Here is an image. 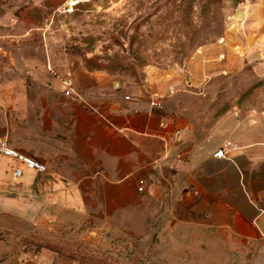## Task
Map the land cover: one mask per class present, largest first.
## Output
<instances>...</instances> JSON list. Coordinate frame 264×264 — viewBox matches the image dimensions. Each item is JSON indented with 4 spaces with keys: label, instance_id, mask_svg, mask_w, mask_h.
Here are the masks:
<instances>
[{
    "label": "crops",
    "instance_id": "0c3cea01",
    "mask_svg": "<svg viewBox=\"0 0 264 264\" xmlns=\"http://www.w3.org/2000/svg\"><path fill=\"white\" fill-rule=\"evenodd\" d=\"M255 14L250 20L245 10L241 26L251 33L243 43L259 49L264 7ZM230 56L222 46L195 60ZM78 59L50 58L31 92L0 77V142L46 166L40 172L0 154V203L15 204L17 215L37 225L51 218L117 229L140 222L136 215L143 213L171 222L163 252L176 256L171 262L189 254L195 261L203 256L202 264H264V112L200 113L191 101L211 90L196 87L208 70L166 76L149 90L163 97L161 107H152L141 86L88 70ZM177 130L188 146L184 162L174 157ZM227 142L237 148L215 157ZM16 167L23 170L19 179L13 178ZM140 178L147 180L144 192L137 188ZM203 214L222 218L201 223ZM42 256L39 264H59Z\"/></svg>",
    "mask_w": 264,
    "mask_h": 264
},
{
    "label": "rangeland",
    "instance_id": "374dc122",
    "mask_svg": "<svg viewBox=\"0 0 264 264\" xmlns=\"http://www.w3.org/2000/svg\"><path fill=\"white\" fill-rule=\"evenodd\" d=\"M257 7L264 0H0V77L23 82L17 89L31 92L50 58L74 56L86 69L129 80L142 87L141 97L152 98L150 88L166 76L208 70L196 87L211 90L191 101L200 113L264 112V46L243 43L251 33L241 26L245 17L235 16L242 9L254 20ZM222 46L229 59L196 62L198 53ZM17 209L0 203V264H39L44 252L46 262L59 264L203 263V256L195 261L189 254L171 262L176 256L163 253L171 222L143 213L136 215L140 222L116 229L51 218L37 225ZM221 218L199 216L209 224Z\"/></svg>",
    "mask_w": 264,
    "mask_h": 264
},
{
    "label": "built area",
    "instance_id": "2783aa9c",
    "mask_svg": "<svg viewBox=\"0 0 264 264\" xmlns=\"http://www.w3.org/2000/svg\"><path fill=\"white\" fill-rule=\"evenodd\" d=\"M172 93V90L170 91ZM67 95L70 94L69 91H65ZM125 99H130V96H126ZM163 97L153 95L150 101L152 107H161ZM180 131L177 130L174 132L175 142H174V157L177 162H184L188 155V146L184 143L180 136ZM231 146L232 148H237L236 144L227 142L222 147H220L214 154L215 157L225 158L226 157V148ZM0 154L8 157H12L22 164H24L27 168L38 170L40 172H44L46 170V166L41 162L35 160L34 158L25 155L18 150L12 148L7 141L0 142ZM23 175V170L20 167H16L13 170V178L19 179ZM147 180L145 178H140L138 180V191L144 192L147 188Z\"/></svg>",
    "mask_w": 264,
    "mask_h": 264
},
{
    "label": "water",
    "instance_id": "95a60500",
    "mask_svg": "<svg viewBox=\"0 0 264 264\" xmlns=\"http://www.w3.org/2000/svg\"><path fill=\"white\" fill-rule=\"evenodd\" d=\"M235 16H238V17H244L245 15H244V11L242 10V9H237L236 11H235Z\"/></svg>",
    "mask_w": 264,
    "mask_h": 264
},
{
    "label": "bare ground",
    "instance_id": "6f19581e",
    "mask_svg": "<svg viewBox=\"0 0 264 264\" xmlns=\"http://www.w3.org/2000/svg\"><path fill=\"white\" fill-rule=\"evenodd\" d=\"M243 11H244V10H243ZM244 15H245V12H244ZM244 17H245V16H244ZM244 17H243V18H244Z\"/></svg>",
    "mask_w": 264,
    "mask_h": 264
}]
</instances>
